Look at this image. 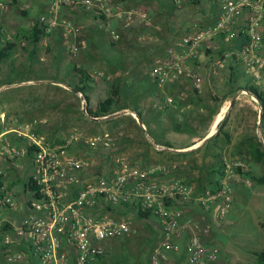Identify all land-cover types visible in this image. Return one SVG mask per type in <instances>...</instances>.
Wrapping results in <instances>:
<instances>
[{
  "label": "built area",
  "instance_id": "2783aa9c",
  "mask_svg": "<svg viewBox=\"0 0 264 264\" xmlns=\"http://www.w3.org/2000/svg\"><path fill=\"white\" fill-rule=\"evenodd\" d=\"M48 2L53 13L64 7L88 11L98 30L107 33L113 42L121 40L122 31L132 29L142 15L137 10L116 7L108 0ZM172 2L177 7L183 4V0ZM10 5L9 0H0L1 11H8ZM214 6L216 14L208 16L209 24L184 35L179 42L178 45L189 52L187 57L179 56L176 46L169 49L172 77H186L195 90L201 91L203 75L185 61L198 59L203 51L211 63L210 70L214 73L227 70L235 89L251 95L263 114L264 105L250 91L264 94V0H217ZM39 23L51 28L58 26L57 20L51 21L47 16H42ZM62 24L68 39L83 29L78 23ZM87 45L86 40L75 43L72 54L78 55ZM239 75L246 81L233 83ZM106 78L111 79L110 76ZM155 78L162 85L170 80L161 69ZM78 95L86 105L83 94ZM45 122L34 119L20 126L15 131L18 141L5 138L7 132L0 134V218L3 209L16 211L18 208L17 199L3 183L6 176L3 162L19 170L23 169L21 160L29 158L28 179L31 178L35 186L34 192L26 190L30 199L20 224L5 232L2 228L7 222L0 220L3 236L0 252L9 263L109 264L108 242L130 237L133 233L130 215L135 211L129 206L136 211H152L158 219L162 240L153 252L151 264H178L166 256L168 253L178 256L177 260L182 261L179 264L217 261V251L204 245L196 234L185 240L186 230L195 229V226L186 221L181 207L195 196L197 189L193 184L163 167L143 170L122 161L117 172H91L85 152L100 146L111 147L113 138L110 135L86 137L75 131L50 143L38 133L39 126ZM31 151L33 156H30ZM238 167L241 166L226 163L219 186L215 191L204 190L200 199L205 210L218 206L219 219L226 218L234 204Z\"/></svg>",
  "mask_w": 264,
  "mask_h": 264
},
{
  "label": "crops",
  "instance_id": "0c3cea01",
  "mask_svg": "<svg viewBox=\"0 0 264 264\" xmlns=\"http://www.w3.org/2000/svg\"><path fill=\"white\" fill-rule=\"evenodd\" d=\"M9 1L11 2V9L6 12L0 10L2 41H11L8 36L5 40V34L12 29L11 32L14 37L12 41L17 44L13 57L8 62L15 63L17 56L24 52L31 66L33 65L35 59L32 54L34 52L36 55L39 54L37 49L41 48L45 38L35 46L28 40L21 39L20 36L28 31L34 22L42 16H47L51 21L57 20L58 27H63V22H77L82 25V31L71 38H74L75 43L82 40L87 41V48L81 50L83 52L97 46L103 35L107 34L98 31L93 16L83 9L64 7L59 12L53 13L48 0ZM108 1L116 7L137 10L142 15L132 29L122 31L124 42L121 44L125 49L118 54L122 59L119 61L107 57L105 61L106 71L113 73L114 78H122L123 83L121 103L115 107L114 113L107 117L92 118L91 126L89 125L92 130H98L97 136L110 135L113 138L111 147L100 146L92 150L98 154V157L104 159L107 166L103 171L105 173L117 172L120 168V161L131 166H139L143 170L163 167L173 175L193 184L198 191L206 189L215 191L220 184L225 164L230 162L239 164L244 172L263 176L264 174L258 173L264 167V159L255 160L252 152V147L262 141L259 139L261 138L260 130L257 128L258 134L253 131L262 118V114L259 113V106L253 101L251 95L242 94L241 91H233L230 79L222 77L228 75L227 70L212 72L209 68L211 63L206 56H203V51L200 52L198 59L185 61L203 75L204 84L201 91L195 90L192 82L186 77H172V68L168 62L171 58L169 49L176 46L179 56L187 57L189 55L188 51L183 50L178 45L182 38L178 34L182 25L175 22L177 20L176 11L171 10L167 15L156 6L154 1L153 3L148 2L152 0ZM19 13L22 17L24 16L23 21L18 20ZM60 17L64 18L62 23H59ZM150 17L156 19L155 25L147 27L149 23L150 25L153 23ZM81 36H86V39H80ZM139 38L140 42L143 40L145 42L137 44ZM131 47L138 50V53L133 52ZM129 57L132 59L130 65L127 63ZM122 60L125 62L123 63ZM90 62L88 69L94 67L96 63L94 59H91ZM3 65L0 78L4 72ZM82 67H86L85 61L82 62ZM159 69L169 76L168 83L162 85L156 80L155 76ZM15 71L17 69H10L11 74ZM225 79L229 82L226 86L223 83L226 81ZM133 82H138L137 86L144 87V83H147L148 87L151 88L155 85L156 88H151V91H125L127 84L132 85ZM18 84H25V82ZM110 89L108 82L93 85V89L89 91L90 102L88 107L95 111L100 103L111 96ZM97 92L102 93L98 103L93 98V94ZM85 106L87 107V104ZM86 107L83 106L85 110H87ZM213 159L217 160L218 163L213 162ZM4 165L9 166L6 162H3ZM240 179L250 181L241 176ZM237 187L239 190H246L250 195V200L248 199L246 205L253 198H257L256 208L264 211L263 208H260V206H264V197L259 196L264 191L254 195L246 186H242L240 189V183L237 184ZM24 191L27 193L26 189ZM194 203L195 201L186 203L185 219L197 214V207L193 206ZM235 206L236 204L233 209ZM216 207L210 209L211 211H206L210 218L212 216L217 217ZM245 208V211L248 212L249 207ZM232 211L229 215L232 220L230 222L234 223L238 220L240 224L246 218L244 214L240 217L233 214ZM137 212L131 214L139 216ZM144 220L150 221L151 219L145 218ZM149 228L151 232L155 233L156 227L150 226ZM244 238L253 239L251 234H245ZM263 248L264 245L261 249ZM261 249L248 250L254 261H256L254 253ZM226 254L230 255L226 256ZM235 257L236 254L233 255L232 252L225 253V259ZM226 263H231V261ZM237 264H243V262L239 261Z\"/></svg>",
  "mask_w": 264,
  "mask_h": 264
},
{
  "label": "rangeland",
  "instance_id": "374dc122",
  "mask_svg": "<svg viewBox=\"0 0 264 264\" xmlns=\"http://www.w3.org/2000/svg\"><path fill=\"white\" fill-rule=\"evenodd\" d=\"M153 1L156 6L167 15L171 10L176 11L177 20L175 22H179L182 25L178 32L181 37L189 31L192 32L197 28L208 25L210 22L208 16H215L216 14L214 5L217 0H199L196 4L193 3V0H183L181 7L174 6L172 0H152L148 2L153 3ZM10 9L11 7L9 10ZM18 20H24V16L22 17L20 13ZM39 20L35 21L31 28L24 32L20 38L27 41L25 36L31 32ZM62 20H64V18L60 17L59 23H62ZM155 20V18H151V22L153 23L147 27L155 25ZM58 26L54 28L48 27L47 32L49 36L45 37L41 48L37 49L39 54L34 57L35 62L32 65L33 67L31 66L29 59L26 58L24 52H21L17 56L15 63L6 62V64L3 65L4 72L0 78V134L7 132L5 135V138L7 139L18 141V136L15 131H17L20 126L25 125L34 119L47 121L39 126L38 133L50 143L64 139L75 131L82 133L86 137L98 135L97 129L92 130L89 128V125L91 126L90 121H92V118L89 116L88 111L84 109L86 106L83 103L82 98H80L78 93L74 90V86L78 84V74L74 71V68L77 67L88 71L95 81L94 85H98L101 82H108L111 87L114 80L118 77L114 78L113 73L111 74L106 71L105 68L107 65L105 64V61L107 57L119 61L122 59L118 54L125 49L121 44L124 40L121 38V40L113 42L108 34H105L97 46H93L91 50L87 49L84 52L81 51V53L74 56L71 52V49L75 44L74 38H66L64 35V28ZM11 31L12 29L7 31L5 34V40L7 39L6 36H8L11 41L14 40ZM79 38L86 39V36H81ZM140 41L139 38L137 44L145 42V40H143V42ZM131 49H133V52L138 53V50L132 47ZM91 59H94L96 63L94 64V67L88 69V64L91 63ZM128 60L130 62L128 61L127 63L130 65L132 62L131 57H129ZM84 61L86 67H82V62ZM124 62L125 61H123V63ZM12 68H14V70L17 69V71L11 74L10 69ZM100 74H104L105 77ZM106 76H110L111 79L108 80ZM223 77L228 79V76L226 75H223ZM245 81L244 76L239 75L238 79L233 81V83H241ZM22 82H25V84H18ZM133 83V86L128 83L125 91H151V88H156L155 85L151 88L148 87L147 83H144V87L137 86L138 82ZM223 83H225L226 86L229 82L226 80ZM231 85L233 91H238L235 89L236 85ZM101 95V92L93 94L96 103L99 102ZM253 131L257 134L258 132L261 133V138L259 139H262L261 142L264 144V124L262 123V118H260L258 125ZM74 151L76 152V149ZM85 153L89 158L88 162L91 164V172H96L99 169L102 172L105 171L104 168H106L107 165L102 157H98V154H95L94 151H90V149ZM245 159L246 158L244 157V160ZM213 162L218 163L215 159H213ZM23 163L26 165L24 166ZM30 164V159L25 158L22 162L23 169H11L4 165L6 176L3 179V183L7 184L8 190L17 199L18 208L16 211L3 209L1 211L0 220H5L12 226L20 224L21 218L27 213L28 208L26 203L30 199V194L25 193L24 185L27 183L29 177V170H26V167L30 169ZM230 164L233 165L236 163L230 162ZM258 174H264V167ZM238 183L241 184L240 189H242V186H246L254 195L258 192H263L264 186L257 188L256 185L250 181L247 182L246 179H238L235 181L234 202L236 206L233 209L234 204L232 206L233 211L232 209L231 211L233 214L240 217L243 216L242 214L245 215L244 217L246 218L243 219L244 221L240 224L238 220L234 223L230 222L232 221L229 216L231 211L224 219H219L216 216L210 218L207 214L208 210H205L200 202L203 190H197L194 196L196 198L194 199L193 197L187 202L190 203L191 201H195L193 206L197 207L198 212L196 215H191L186 218V221L193 222L195 229L188 228L186 230L185 240L187 241L193 236V234H196L204 245L209 249L217 251L218 259L213 264H237L239 261H242L243 263L255 262L248 250H259L264 245V211L256 208L257 198H253L249 204L246 205L250 200V195L246 190H239L237 187ZM200 191H202V193H200ZM259 196L264 197V192ZM242 205L243 207L241 208ZM185 206L186 203L181 207L184 211V215ZM247 206L249 207L248 212L245 211V207ZM216 208L218 212V206ZM260 208L264 209V206H260ZM114 216L119 218V215ZM130 217V222L133 227L132 235L130 237L108 242L109 264H151L153 252L162 240L158 219L156 217L150 218V221H145L137 215L133 216L131 214ZM150 226L154 228L156 227L155 233L151 232V229L149 228ZM245 234H251L253 239L244 238ZM2 240L3 236L0 231V248L2 246ZM228 252H232L233 255L236 254V257L225 259V253ZM228 255L230 254H226V256ZM166 256L178 264L182 262L180 259L178 261V256L174 254L168 253ZM229 261H231V263H226ZM0 264H11L8 262L7 257L1 252Z\"/></svg>",
  "mask_w": 264,
  "mask_h": 264
},
{
  "label": "trees",
  "instance_id": "16d2710c",
  "mask_svg": "<svg viewBox=\"0 0 264 264\" xmlns=\"http://www.w3.org/2000/svg\"><path fill=\"white\" fill-rule=\"evenodd\" d=\"M199 2V0H196ZM195 1V2H196ZM25 15V14H24ZM48 27L47 26H41L38 22L35 27L31 30L30 33H28L27 36H25V39H27L31 44L37 46L43 38L48 37L47 32ZM17 48V44L13 41H7L3 42L2 37L0 35V72L2 70V65L6 62L10 61L13 57V54ZM36 52L32 54V57H35ZM74 71L78 74V84L74 86V90L76 93L83 94L86 104H87V111L91 118H102L107 117L114 113L115 107L120 105L121 103V91H122V78H117L114 80V82L111 85L110 91L112 92L111 96L105 100L104 102L100 103L97 109L94 111L90 109L89 102V91L93 89V85L95 84V81L93 80L91 74L84 70L75 67ZM233 82V81H232ZM1 84V80H0ZM240 88H237L238 90ZM253 95H256L264 105V94H260L258 91H250ZM262 123H264V112L262 114ZM230 138L229 136H227ZM253 157L255 160H263L264 159V144L262 142L257 143L255 146L252 147ZM30 156H33V151L30 152ZM237 175L240 177H245L249 179L252 183H254L256 186H264V175L263 176H255L253 173L250 172H244L241 167H238L236 170ZM25 189L34 192L35 186L32 183V179L29 178L27 183L25 184ZM1 197V194H0ZM130 210H134L137 212L134 207H130ZM139 217L142 219H150L154 216V213L152 211H144L139 210L138 211ZM3 231L9 232L12 230V225L9 223H5L4 227L2 228ZM256 257L255 262L250 263H243V264H264V248L260 251H257L254 253Z\"/></svg>",
  "mask_w": 264,
  "mask_h": 264
}]
</instances>
